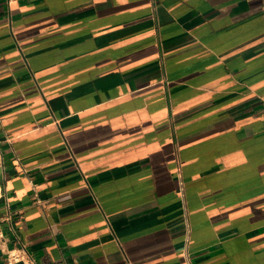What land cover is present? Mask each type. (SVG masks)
<instances>
[{"label": "crops", "instance_id": "0c3cea01", "mask_svg": "<svg viewBox=\"0 0 264 264\" xmlns=\"http://www.w3.org/2000/svg\"><path fill=\"white\" fill-rule=\"evenodd\" d=\"M263 5L0 0V264H264Z\"/></svg>", "mask_w": 264, "mask_h": 264}, {"label": "built area", "instance_id": "2783aa9c", "mask_svg": "<svg viewBox=\"0 0 264 264\" xmlns=\"http://www.w3.org/2000/svg\"><path fill=\"white\" fill-rule=\"evenodd\" d=\"M263 19H264V5L262 8ZM167 84V81H165ZM165 84V85H166ZM10 215H8V219ZM4 243V233L2 230V222L0 220V248ZM7 264H38L35 257L26 249L25 245L22 244L17 248H9L6 250Z\"/></svg>", "mask_w": 264, "mask_h": 264}]
</instances>
